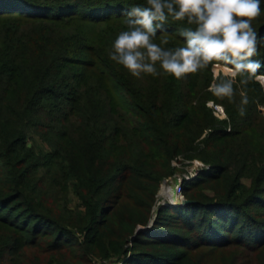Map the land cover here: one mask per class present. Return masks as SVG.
<instances>
[{"label":"trees","instance_id":"16d2710c","mask_svg":"<svg viewBox=\"0 0 264 264\" xmlns=\"http://www.w3.org/2000/svg\"><path fill=\"white\" fill-rule=\"evenodd\" d=\"M131 7L127 0H0V15L63 25L68 17L89 22H105L111 15L126 18ZM185 26L168 23L164 34L184 43L179 29ZM253 27L264 38V20ZM55 30L23 34L12 30L8 40V56L20 51L31 63L36 61L37 73L40 64H46L34 88L26 81L33 70L15 69L0 88V264H192L194 252L206 246L225 249L235 244L238 238L230 235L244 223L247 215L240 210L251 202L256 188L245 199L234 198L236 189L230 188L231 196L213 203L191 193L193 185L184 186L185 199L194 203L163 207L153 219L160 185L177 173L172 162L185 150L182 130L187 114L195 110L186 104L179 112L176 105L163 106L159 97L164 95V84L155 95L132 94L118 77V64L98 54L100 49L92 42L84 47L95 62L88 68L100 70L102 83L93 95L69 90L73 96L64 97L67 107L63 102L49 105L57 90L63 99L62 88L66 89L58 64L68 62L66 57L76 52L74 38H64ZM2 38H6L3 32ZM259 52L264 58V47ZM12 62H0V69ZM2 74L0 70V79ZM15 80L21 83L19 89L12 84ZM53 115L60 116L61 128L44 124ZM120 130L140 144L126 161ZM30 132H44L43 140L55 141L47 163L39 164V155L27 148ZM65 133L68 142L62 140ZM249 137L251 147L264 155V146L256 143L258 136ZM211 138L208 135L204 143ZM200 159L210 171L217 168L212 160ZM44 182L61 196L59 200L72 196L77 208L49 207Z\"/></svg>","mask_w":264,"mask_h":264},{"label":"rangeland","instance_id":"374dc122","mask_svg":"<svg viewBox=\"0 0 264 264\" xmlns=\"http://www.w3.org/2000/svg\"><path fill=\"white\" fill-rule=\"evenodd\" d=\"M127 1L132 3L133 6H146V0ZM261 8L264 10V0H261ZM78 10L75 11L78 12ZM259 20H264V13H262ZM66 21L63 25H60L49 21L20 18L11 14L0 15V62H5V60H9V62L16 61H13L5 69H0L3 73L0 79V88H3L9 82L5 77H10L13 69L22 73L33 70L29 77L26 78V81L32 87L38 83L39 72L45 69L43 67L46 62H42L40 71L37 73L38 68H34L36 61L31 63L29 58L27 59L24 55H20V51L14 54L13 58L12 55L8 56L6 54L9 52L7 48L11 41L8 40L12 30H17L23 34L27 30L33 29H57L55 31L64 36V38L65 35H67L66 38H74V46H76L74 50L76 52L66 57L68 62L64 61L58 64L60 67L61 85L66 86V89L62 88L63 99L59 98L61 96L58 93L59 90H57L54 98L49 100L48 104L63 102V105L67 107L68 104L64 102V97L65 99H70L73 94L69 90L73 88L78 89L79 93L86 91V94H89L88 92L92 91L93 95L94 89L100 84L101 79H104V76L100 75V70H93L95 66L88 68L89 63L94 65L95 62L85 52L84 47L89 45L88 42H92L95 47L100 49L98 54L110 57V53L113 51L112 44L116 36L121 31L126 30L125 18H114L111 15L105 22H89L78 17H68ZM168 23L173 25L171 19H169ZM2 32L6 35L4 39L2 38ZM161 35H166L169 39V44L165 45V47L182 46V43L178 41L175 35L159 34V32H157V43L160 42L159 38ZM23 41L26 42V40ZM23 41H21L22 44L26 46ZM3 56L6 59L1 61ZM254 59H258L262 65L258 74L264 75V58L257 56ZM157 67L159 69V66ZM226 69H213L210 67L198 75L177 81L163 73L157 77L145 75L138 79L131 76L127 70L118 64V74L120 75L118 77L121 81L127 82L130 92L135 95L139 92L145 95H155L159 91V85L164 84V87L166 86L165 88L163 87L164 95L159 97L163 106L171 107L176 105L179 112L182 110V105L186 104L195 110L194 114H187L184 122L182 132L184 133L185 150L182 155L172 162L177 169V173L161 183L154 212L158 213L163 207L171 206L169 197H159L164 182L175 186L176 192H178L177 187L180 186V196L183 200H186L183 195L184 186L187 188L194 186L191 193H195L200 199L204 198L208 201H214L213 203L225 198L229 194L230 188L233 187L236 189L234 198L240 197V199H245L251 190L257 189L255 196L250 200L251 202L249 200L245 202L243 209L240 210L247 217L243 221L245 225L240 222L232 232L233 234L230 235L231 239L238 238V240H234L235 244L225 249H217L216 246H206L194 252L190 263L264 264V155L251 147L249 137L253 134L258 136L256 143L264 146V81L252 80L244 88L248 98L247 105H241V97L239 95L241 86L237 83L235 102L229 103L226 99L221 100L216 97L212 89L213 83L218 78L228 74L229 69ZM102 72L106 76V72ZM53 77L54 73L52 71ZM12 84L17 89L21 86V83L16 80ZM25 85H22V87ZM241 107L244 108V115L240 114ZM165 112L166 110H164ZM17 118L15 120L19 119ZM60 122V116L53 115L50 120L44 121V124L61 128L62 124ZM120 134L119 145L122 159L126 161L130 151L136 149L140 144L128 132L120 130ZM41 135H44V132L42 134L32 133L27 148L39 155L37 156L39 157V164H45L47 159H50V153L53 151L52 147L55 141L50 137L43 140ZM208 135H212V138L207 143H204V139ZM62 140L69 141L66 133ZM200 157L212 160L216 163L217 168L210 171L209 165L203 163ZM208 170L210 173L205 178L201 177V174ZM200 177L203 179L198 180ZM112 187L113 189L116 188L115 185ZM43 188L48 192L45 203L49 207L62 206L67 211H74L77 208L78 205L72 196L67 195L66 200L61 201L59 200L61 196L56 194L50 184H45L44 182ZM178 199L177 197V203L173 205L184 206L183 200L179 202ZM235 212L238 211L235 210Z\"/></svg>","mask_w":264,"mask_h":264},{"label":"clouds","instance_id":"9594fccd","mask_svg":"<svg viewBox=\"0 0 264 264\" xmlns=\"http://www.w3.org/2000/svg\"><path fill=\"white\" fill-rule=\"evenodd\" d=\"M262 13L261 0H146V6L126 11V30L116 36L110 58L138 79L163 73L182 81L210 67L228 68L213 83L214 95L234 103L239 83L241 105H247L244 88L252 80L264 81L261 62L254 59L264 38L253 27ZM169 19L186 25L179 29L182 46L165 47L166 35L156 42Z\"/></svg>","mask_w":264,"mask_h":264},{"label":"bare ground","instance_id":"6f19581e","mask_svg":"<svg viewBox=\"0 0 264 264\" xmlns=\"http://www.w3.org/2000/svg\"><path fill=\"white\" fill-rule=\"evenodd\" d=\"M175 193H176L175 186L168 185V184H166L164 182V184L161 187V191L159 193V197L160 198L161 197H163V198H168L169 197L170 205L171 206H176V205H173V204L177 203V196L175 195Z\"/></svg>","mask_w":264,"mask_h":264},{"label":"water","instance_id":"95a60500","mask_svg":"<svg viewBox=\"0 0 264 264\" xmlns=\"http://www.w3.org/2000/svg\"><path fill=\"white\" fill-rule=\"evenodd\" d=\"M194 202L193 201H190V200H183V205L184 206H187V205H190V204H193ZM157 214V212H154L153 211V219L155 217V215ZM153 219L149 222V225H151L153 223Z\"/></svg>","mask_w":264,"mask_h":264},{"label":"built area","instance_id":"2783aa9c","mask_svg":"<svg viewBox=\"0 0 264 264\" xmlns=\"http://www.w3.org/2000/svg\"><path fill=\"white\" fill-rule=\"evenodd\" d=\"M177 188H178V192H176V195H177V197L179 198V202H182L183 199H182V197L180 196V189H179L180 186H178ZM178 195H179V196H178Z\"/></svg>","mask_w":264,"mask_h":264}]
</instances>
